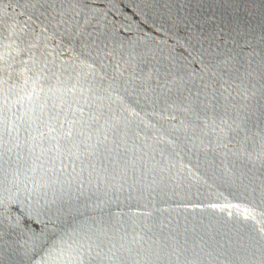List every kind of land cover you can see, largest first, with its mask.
<instances>
[{
	"label": "water",
	"instance_id": "obj_1",
	"mask_svg": "<svg viewBox=\"0 0 264 264\" xmlns=\"http://www.w3.org/2000/svg\"><path fill=\"white\" fill-rule=\"evenodd\" d=\"M0 264H264V0H0Z\"/></svg>",
	"mask_w": 264,
	"mask_h": 264
}]
</instances>
